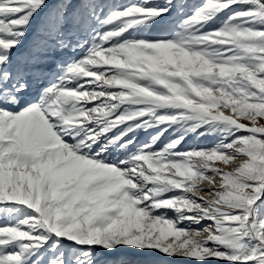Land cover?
Instances as JSON below:
<instances>
[{
    "label": "snow or ice",
    "instance_id": "obj_1",
    "mask_svg": "<svg viewBox=\"0 0 264 264\" xmlns=\"http://www.w3.org/2000/svg\"><path fill=\"white\" fill-rule=\"evenodd\" d=\"M264 264V0H0V264Z\"/></svg>",
    "mask_w": 264,
    "mask_h": 264
},
{
    "label": "rangeland",
    "instance_id": "obj_2",
    "mask_svg": "<svg viewBox=\"0 0 264 264\" xmlns=\"http://www.w3.org/2000/svg\"><path fill=\"white\" fill-rule=\"evenodd\" d=\"M122 2H127V0H122ZM169 264H193V262L188 259L176 258L169 261Z\"/></svg>",
    "mask_w": 264,
    "mask_h": 264
}]
</instances>
